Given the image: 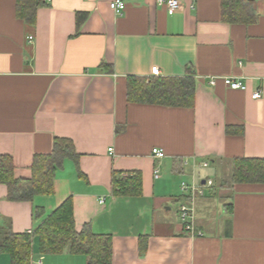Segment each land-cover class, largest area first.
<instances>
[{"label": "crops", "instance_id": "crops-1", "mask_svg": "<svg viewBox=\"0 0 264 264\" xmlns=\"http://www.w3.org/2000/svg\"><path fill=\"white\" fill-rule=\"evenodd\" d=\"M124 1L117 14L109 0H0V157L21 188L55 140L79 155L51 195L15 201L0 183V234L35 232L72 197L78 231L112 236V264H264V184L222 185L235 158H264V0H181L176 11ZM153 67L159 78H194V106L129 101V78H151ZM227 76L248 88H229ZM115 172L139 174L140 195L116 196ZM205 177L215 186L186 198L182 182ZM88 262L42 255L34 240L31 264ZM0 264H11L1 250Z\"/></svg>", "mask_w": 264, "mask_h": 264}, {"label": "trees", "instance_id": "trees-1", "mask_svg": "<svg viewBox=\"0 0 264 264\" xmlns=\"http://www.w3.org/2000/svg\"><path fill=\"white\" fill-rule=\"evenodd\" d=\"M43 1V0H40ZM23 11L24 8H20ZM24 11H26L24 9ZM104 70L111 72L110 65L103 63ZM196 80L188 78H129L128 99L139 103L161 104L165 106L193 107ZM79 155L72 142L55 140L50 153L37 154L32 166L33 176L19 188L13 176L14 165L10 157H0V183L8 186L9 199L32 201L37 195L54 193L57 171L66 159L77 160ZM222 185L234 187L236 184H264V158H235L230 172L224 175ZM141 176L137 173L115 172L113 191L116 196L132 197L140 195ZM38 238L42 255H60L66 250L73 254L85 255L88 264L113 263V239L111 235L96 234L90 224L81 231L76 228L74 201L66 199L53 211L35 232L15 233L8 230L0 234V250L10 256L11 264H31L34 240Z\"/></svg>", "mask_w": 264, "mask_h": 264}, {"label": "built area", "instance_id": "built-area-1", "mask_svg": "<svg viewBox=\"0 0 264 264\" xmlns=\"http://www.w3.org/2000/svg\"><path fill=\"white\" fill-rule=\"evenodd\" d=\"M50 2L51 0H47ZM158 4L166 6L170 11H176L181 8L182 1L181 0H157ZM109 5L112 10H114L117 14H121L125 11L126 9V2L124 0H109ZM160 72L158 67H153L152 68V77L159 76ZM217 78L212 77L210 79L211 84H216ZM224 83L232 89L236 90H246L248 88L247 84L232 77V76H227L223 78ZM263 97V91L260 89L256 90L255 92L252 93V98L253 99H260ZM113 151V149H110ZM153 155L156 156L159 159H162L166 157V154L164 150L160 148H154L152 151ZM197 165V164H196ZM201 168L206 169L209 167V162H202L198 164ZM158 170H156V173ZM206 180V183L203 184L202 181ZM215 186L214 180L210 177H205L201 181H193V182H186L183 181L181 184V190L186 196V198L189 199H194L199 196H204L206 194V191L208 189H211ZM104 199H102V203H104ZM178 210L180 213V218L182 222L185 225V229L188 232H194L195 227H194V209L190 203H188L185 200H182L178 206ZM31 233V232H29Z\"/></svg>", "mask_w": 264, "mask_h": 264}, {"label": "rangeland", "instance_id": "rangeland-1", "mask_svg": "<svg viewBox=\"0 0 264 264\" xmlns=\"http://www.w3.org/2000/svg\"><path fill=\"white\" fill-rule=\"evenodd\" d=\"M214 170H215V169H214V167H213V169H209L208 172L211 173V172H214ZM204 172H205V171H204ZM204 172H203V173H204ZM226 176H227V174H226ZM224 178H225V177H223V179H224Z\"/></svg>", "mask_w": 264, "mask_h": 264}, {"label": "water", "instance_id": "water-1", "mask_svg": "<svg viewBox=\"0 0 264 264\" xmlns=\"http://www.w3.org/2000/svg\"><path fill=\"white\" fill-rule=\"evenodd\" d=\"M202 183L205 184L206 183V180H203Z\"/></svg>", "mask_w": 264, "mask_h": 264}]
</instances>
